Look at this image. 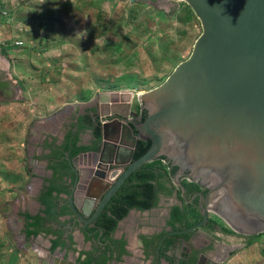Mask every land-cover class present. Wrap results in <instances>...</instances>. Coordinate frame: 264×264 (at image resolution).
Returning <instances> with one entry per match:
<instances>
[{"label":"water","instance_id":"water-1","mask_svg":"<svg viewBox=\"0 0 264 264\" xmlns=\"http://www.w3.org/2000/svg\"><path fill=\"white\" fill-rule=\"evenodd\" d=\"M183 1L201 25L189 56L149 90L94 98L97 143L66 156L69 211L83 217L102 195L92 221L133 171L159 158L183 200L200 210L192 228L212 212L236 233H264V0ZM137 139L150 144L133 160ZM217 254L201 264H219L226 256Z\"/></svg>","mask_w":264,"mask_h":264},{"label":"rangeland","instance_id":"rangeland-1","mask_svg":"<svg viewBox=\"0 0 264 264\" xmlns=\"http://www.w3.org/2000/svg\"><path fill=\"white\" fill-rule=\"evenodd\" d=\"M2 18L3 52L54 65V84L45 80L39 84L52 111L66 103L86 101L102 89L140 93L159 85L189 56L201 32L199 20L183 0H1ZM19 68L36 78L45 75V68L38 66ZM13 133L10 136L5 124H0L1 144L12 143L8 160L4 148L0 153L1 175L27 165L25 137L19 130ZM17 196L0 192V264H17L7 262L6 257L11 248L14 256L20 255L18 249L23 246L29 256L20 264H57L42 247L43 241L36 247L26 239L21 241L18 220H7L13 206L15 211L21 206ZM200 229L230 249L219 264H264V233L253 237L236 233L212 212Z\"/></svg>","mask_w":264,"mask_h":264},{"label":"flooded vegetation","instance_id":"flooded-vegetation-1","mask_svg":"<svg viewBox=\"0 0 264 264\" xmlns=\"http://www.w3.org/2000/svg\"><path fill=\"white\" fill-rule=\"evenodd\" d=\"M95 108L93 116L96 121L97 105ZM76 114L70 111L67 115L65 133L68 134L69 142L64 141L65 146L61 152H53L47 157L51 159L49 162L53 171L66 178V182L60 184L62 196L57 197L51 191V198L42 202L43 195L53 187L54 179L46 181L49 182L47 187H43L37 195L42 205L39 212L42 220L38 231L35 235L21 234L20 238L32 244L40 236L44 240L42 247L46 249L48 256L54 259L53 261L58 262L57 264H201L205 262L203 256L209 257L208 253L211 251L218 252L216 258L219 259L230 254L229 248L224 249L225 254L224 251L214 247L215 241L206 237L200 229L202 226L192 228L201 220L200 210L190 201L183 200L169 175L160 179L164 188L157 189L153 195V199L156 200L154 206L144 210L130 207L124 217L116 220L112 231L107 229L117 218L121 206L125 205V191L135 182L131 177L134 171L116 189L92 221L90 219L102 195L88 202V209L83 217L71 213L68 208V196L72 176L66 156L68 154L72 159L79 152L72 153L71 142L73 139L71 135L78 129L76 127L78 124L75 123ZM92 146L93 144L90 145ZM48 206L50 213L46 212ZM192 209L197 213V217L191 214ZM145 212L147 216L144 215ZM133 218L141 222L133 235L129 238L126 233L118 234L121 223ZM24 222L25 228V218ZM207 224L208 220L205 225ZM53 241L56 242L54 248H52ZM121 246L123 253H120Z\"/></svg>","mask_w":264,"mask_h":264},{"label":"crops","instance_id":"crops-1","mask_svg":"<svg viewBox=\"0 0 264 264\" xmlns=\"http://www.w3.org/2000/svg\"><path fill=\"white\" fill-rule=\"evenodd\" d=\"M1 20L3 18L0 19V28L2 25ZM21 65L30 69L35 66L42 69L45 68V75H37L36 78L35 75L23 71V68L20 70L19 67ZM52 66L54 65L49 62L34 63V59L28 60L24 57H16L12 51L3 52L2 48H0V124H5L7 131L11 132L10 136H14V130L21 131V134L25 137V150L27 152V165L23 166V169L15 170L13 174L8 171L6 175L0 174V192L18 194L17 198H21L19 201L21 204L20 208L15 211L13 206L11 213L9 212L6 217L8 221L13 217L18 220L19 228L22 229L23 235L25 234L23 216L25 214L40 215L39 212L42 209V205L37 199V195L42 191L43 187H47L49 182L47 183L46 181L54 179L52 194L57 195V197L62 196L60 184H64L66 178L53 171L49 162L51 159L47 157L53 152H61L64 149L65 145L63 144L64 141L67 142L66 139L68 137V134L65 133L66 123L68 122L67 115L70 111L77 113L75 116L77 117L75 118L76 121H74L78 124L76 125L78 129L75 130L73 135L70 133L72 138L76 139L75 146L87 148L91 144L95 145L98 139L93 133V128L96 126L93 115L96 109L95 106L97 105L98 107V103L94 98L101 91H117L113 88L102 89L86 101H75L72 104L66 103L61 105V107L54 108L55 110L52 111V105L47 106L48 102H46L45 96L43 97L46 92L39 88L41 80H45L50 85L54 84L55 79L52 70L54 67ZM65 107H68L67 111L49 119V117ZM82 116H88L91 122L88 124L85 121H79V117L81 118ZM9 142L8 140L5 144L0 142V153L3 152L2 148H4L6 160L9 159L8 155H11V151L8 150H10L12 143ZM2 161L3 155L0 154V162ZM144 215L147 216V212ZM140 223L138 219L134 218L124 220L121 223L118 234L126 233L130 238ZM12 237L14 238L15 235H12ZM18 237L20 236L18 235ZM34 241L36 244L32 243V245L36 247L44 240L38 236ZM18 250L20 255L14 256L12 248L9 249L10 254L6 257L7 262L11 263L10 261H12L20 264V262L24 261V257L29 256L24 246Z\"/></svg>","mask_w":264,"mask_h":264},{"label":"trees","instance_id":"trees-1","mask_svg":"<svg viewBox=\"0 0 264 264\" xmlns=\"http://www.w3.org/2000/svg\"><path fill=\"white\" fill-rule=\"evenodd\" d=\"M80 121H86V123H90L91 119L88 116H82L80 118ZM94 135L97 137V139L100 136L99 127L96 125V127L93 130ZM67 142L68 138H67ZM72 142V153H76L80 150H86L89 149V147H76V139L73 138L71 140ZM150 144L149 140H142L137 139L134 150L132 153V159L138 158L140 155H142L145 150L148 148ZM168 171L163 166L161 160L158 158L154 161L147 162L139 169H136L134 173L131 175L132 178H134L135 182L130 184V188H128L127 191H125L124 195V203L125 205L121 206L119 212L117 213V218L113 220L107 231H112L115 228L116 220L121 219L125 216L128 209L130 207H136L139 209H148L155 205L156 200L153 199V195L157 192V189L164 188V184L160 181L162 177L168 176ZM53 188H50L45 195H43L41 201L46 202L45 199L51 198V191ZM47 213H50L49 206L46 210ZM191 214H193L195 217H197V213H195L193 210H191ZM26 224H25V234L26 236L29 235H35L38 231V226L41 223L42 218L39 215L31 216L29 214L24 215ZM31 220V222H29ZM250 237H253L250 236ZM123 244V243H122ZM121 244V245H122ZM56 245V242L53 241L52 248ZM123 247L121 246L120 253H123ZM87 264V263H86Z\"/></svg>","mask_w":264,"mask_h":264},{"label":"built area","instance_id":"built-area-1","mask_svg":"<svg viewBox=\"0 0 264 264\" xmlns=\"http://www.w3.org/2000/svg\"><path fill=\"white\" fill-rule=\"evenodd\" d=\"M17 44H20V42H17Z\"/></svg>","mask_w":264,"mask_h":264}]
</instances>
